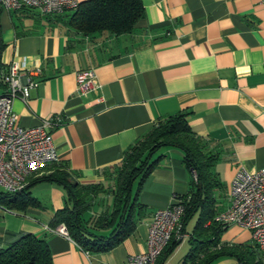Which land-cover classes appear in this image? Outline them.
<instances>
[{"label": "crops", "instance_id": "1", "mask_svg": "<svg viewBox=\"0 0 264 264\" xmlns=\"http://www.w3.org/2000/svg\"><path fill=\"white\" fill-rule=\"evenodd\" d=\"M141 4L143 17L130 33L120 36L103 32L84 37L69 29L63 16L0 11L1 62L23 61L21 81L36 84L26 103L13 102L12 111L21 128L59 117L62 124L51 132L57 163L77 183L105 188L111 184L108 174L130 146L159 120L185 112L205 152L215 157L211 172L219 184L213 192L219 214L229 207L236 172L264 167V4L262 0H141ZM83 70L94 72L96 93L77 94L76 75ZM157 157L158 165L138 194L142 218L134 233L111 251L87 253L71 239L47 231L55 212L65 205L64 189L48 182L30 187L39 208L24 212L0 208V250L24 235H34L47 241L53 264H124L127 257L143 253L152 214L189 191L183 153L162 148ZM111 205L110 193L98 195L86 218L110 211ZM185 230L181 243L184 238L188 242L191 231ZM221 241L243 252L252 245L250 233L237 226H230ZM181 243L164 264H173ZM188 251L189 246L180 264ZM212 264L238 263L225 256Z\"/></svg>", "mask_w": 264, "mask_h": 264}, {"label": "trees", "instance_id": "2", "mask_svg": "<svg viewBox=\"0 0 264 264\" xmlns=\"http://www.w3.org/2000/svg\"><path fill=\"white\" fill-rule=\"evenodd\" d=\"M63 17L67 18L65 24L69 29L84 37L103 32L120 36L130 33L143 17V6L141 0H87ZM2 48L0 39V50ZM187 118L188 114L181 112L159 120L124 153L121 162L108 174L111 184L106 188L99 184L81 185L72 179L62 164L55 163L46 174L32 179L18 193L0 190V208L14 212L39 208V202L30 193L32 184H57L65 191V205L55 212L51 228L63 224L70 239L84 252L111 251L134 233L137 221L142 218L144 208L138 202V194L161 159H155V154L162 148H175L183 153L182 164L190 174L189 191L180 196L186 200L183 235L187 234L188 221L197 213L195 225L188 234L189 251L182 264H212L225 256L234 258L238 264H260L257 260L260 254L254 250V245L243 252L221 241V235L229 227L214 220L218 209L213 192L219 187L211 172L215 157L205 152ZM106 193L112 195L111 210L86 218L92 212L93 198ZM98 231L107 234H97ZM180 243V239L172 238L155 264H164ZM0 264L53 263L44 238L24 235L0 250Z\"/></svg>", "mask_w": 264, "mask_h": 264}, {"label": "built area", "instance_id": "3", "mask_svg": "<svg viewBox=\"0 0 264 264\" xmlns=\"http://www.w3.org/2000/svg\"><path fill=\"white\" fill-rule=\"evenodd\" d=\"M78 6V0H0V11L6 13L27 10L52 17L65 16ZM23 69V61L3 64L0 52V190L9 194L24 190L28 178L58 162L51 132L62 124L61 119L57 117L33 128H21L12 111L13 102L18 99L26 103L30 89L36 86L33 81L25 84L21 81ZM76 83L79 96L96 93L99 88L92 70L78 72ZM185 203L186 200L175 196L169 207L156 210L148 227L146 250L127 257L124 264H155L172 238L181 239ZM214 220L248 231L254 250L264 255V167L252 172L241 168L236 172L231 182L229 207ZM47 231L70 239L63 224Z\"/></svg>", "mask_w": 264, "mask_h": 264}, {"label": "rangeland", "instance_id": "4", "mask_svg": "<svg viewBox=\"0 0 264 264\" xmlns=\"http://www.w3.org/2000/svg\"><path fill=\"white\" fill-rule=\"evenodd\" d=\"M196 219H197V213L194 214L192 218L188 221L186 225L187 231H191L193 229ZM181 245H182L181 249L177 251L176 254L172 257L173 264H180L179 260L183 257L185 251L188 249V246H189L187 242V238L183 239ZM257 258H258L257 260L260 261V264H264V255L261 254Z\"/></svg>", "mask_w": 264, "mask_h": 264}]
</instances>
